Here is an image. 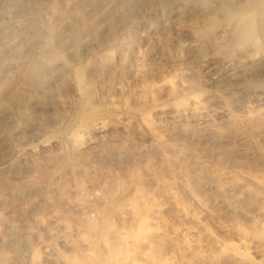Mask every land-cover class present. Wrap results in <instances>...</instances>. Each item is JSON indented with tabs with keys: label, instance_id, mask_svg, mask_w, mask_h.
<instances>
[{
	"label": "rangeland",
	"instance_id": "374dc122",
	"mask_svg": "<svg viewBox=\"0 0 264 264\" xmlns=\"http://www.w3.org/2000/svg\"><path fill=\"white\" fill-rule=\"evenodd\" d=\"M125 184L197 223L171 264H264V0H0V264Z\"/></svg>",
	"mask_w": 264,
	"mask_h": 264
},
{
	"label": "bare ground",
	"instance_id": "6f19581e",
	"mask_svg": "<svg viewBox=\"0 0 264 264\" xmlns=\"http://www.w3.org/2000/svg\"><path fill=\"white\" fill-rule=\"evenodd\" d=\"M248 31L249 30H246V32ZM32 77L40 78V73L36 72L32 75ZM103 180L101 181L102 183H103ZM112 181L113 180L110 181L111 183L108 181L109 184L107 183L108 185L104 189L106 194L111 193V192L113 193V195L115 194V192L113 191L114 190L113 183H116V182L112 183ZM180 181L181 180H179L178 183ZM104 183L103 185H105ZM100 185L101 184H99L98 186ZM103 185L102 187L104 188ZM117 185L118 184H116L115 187H117ZM163 185L165 186V182ZM122 186L123 184L121 185V187ZM102 187L101 188L99 187V189H102ZM240 187H241V184L237 182H234V183L231 182V184L228 185V187H226V191L235 192V190L237 189L239 190ZM156 188L154 189V191L156 190ZM164 188H166V186L163 188L161 186L159 193H162L161 191ZM99 189H97V191ZM128 189L129 187L125 184L122 195H119L118 198L112 199L111 203L109 202L110 204L108 203V201L106 203L103 193H101V190H99L98 191L99 193H98L96 189H94L95 192H90V194L87 191L90 197H89V200L86 201L87 202L86 204L80 203L81 199L79 198H78L79 200L78 202L76 200H75L76 202L72 200H71L72 202H69L70 200L68 201L66 199L67 200V202H65L66 210L68 211V213H70L71 215L75 217V220L68 222L67 221L68 219H65L66 216L64 217L61 214L64 217L63 219H65L66 222L62 220L61 222L62 224L58 225V228H59L58 233L55 235L56 241H58L57 243H60L62 245L61 246L62 248L64 247L63 249L65 250L66 254L63 252L65 254V255L62 254L64 256L63 258L62 257L60 258L59 256H54L56 252L53 255L51 253L46 252V251H49V250H46L47 245L49 244L46 245L44 243H39L40 249L43 252V254L41 255V258H40L38 257L39 254L37 256V253H40L39 252L40 250L36 252V250L33 249V253L31 255L29 264H171L172 257L170 260L169 255L171 253L173 254L174 252V251L172 252V248L173 247L176 248V246H174L175 242H173V237L176 238V240H178L177 242H179V240L180 241L185 240L187 241V245L191 244V243L188 244V239L189 238L192 239L194 235L197 236V233L195 234V231H194L195 229H193L192 227L196 225L197 223L193 225L194 222L191 220L192 225H190L189 224L190 222L187 219H185L188 221L187 223L184 220V218L186 217L185 214L183 216L182 214L175 215V221H177V223L180 222L182 224H179V223L177 224L175 222L174 224L170 220L172 218V215L170 219H168L169 221L168 220L164 221L162 219V216L164 215V213L166 214L167 212L170 213L169 211L173 210L174 206H176V204L174 205L175 202L174 203L170 202L173 199L171 200L169 195L168 197L170 200L167 201L166 199L167 202L163 201L164 202L163 204H161L162 201L160 200L161 201L160 204H156L155 202V205L153 204L154 205L153 207L150 205L151 206L150 208V207L145 206L148 202L147 200L148 198L147 199L142 198L141 192L137 194V191L134 189L131 193L132 195L129 193L130 196L129 195L126 196L125 193L128 191ZM117 190L118 189H116L115 191ZM214 190L215 188L213 189V191ZM145 192L146 191H144V193ZM169 192H171V190ZM88 194H86V197ZM139 194L141 198L139 197ZM147 194L143 195V197H146ZM109 195H108V198H109ZM229 196H231V194ZM148 197H149V194H148ZM144 199L145 201H143ZM198 203L202 205V202H200V200L196 204ZM107 204L110 205L109 208ZM144 207H147L148 209L149 208L150 209L146 210L145 208V211H142ZM175 209H177V207ZM179 211L177 210V212ZM177 212L175 211L174 213L176 214ZM165 216L164 218L166 219L168 215L166 217ZM51 220L52 222H55L58 220V218L53 216ZM183 220H184V223H183ZM40 222H42V220H40ZM197 231L199 233V230H196V232ZM186 238L188 239L186 240ZM194 238H197V237H194ZM53 241L55 243L54 239ZM180 243L182 242H179L178 244ZM53 249L54 248H52V250ZM183 251L181 252L185 253V251L184 252Z\"/></svg>",
	"mask_w": 264,
	"mask_h": 264
}]
</instances>
